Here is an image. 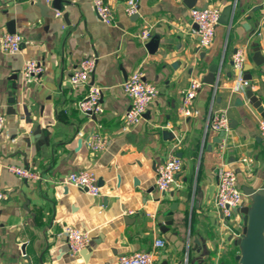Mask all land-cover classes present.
<instances>
[{
    "label": "crops",
    "instance_id": "0c3cea01",
    "mask_svg": "<svg viewBox=\"0 0 264 264\" xmlns=\"http://www.w3.org/2000/svg\"><path fill=\"white\" fill-rule=\"evenodd\" d=\"M37 2L0 0V44L11 22L24 39L15 55L0 50V109L7 119L0 136V186L7 194L0 200V264H119V257L142 252L152 253L155 264H240L245 218L236 212L223 218L216 207L217 170L233 168L242 192L264 184L258 125L264 119L247 95L250 88L238 84L240 75H250L264 108V64L253 61L256 48L264 58V0H140L139 18L126 15L128 0H106L113 26L96 17L93 0H64L60 18ZM207 5L221 13L235 6V17L231 27L217 26L213 44L202 50L190 12ZM144 27L152 35L147 44L157 40L151 50L140 39ZM238 50L246 53L241 74L233 63ZM85 58L98 59L89 84L102 90L105 111L97 118L76 108L89 85H70ZM28 60L44 65L33 83L22 75ZM137 69L160 94L145 118L124 132L130 99L123 83ZM193 79L202 82L194 100L201 114L183 118L180 106ZM212 108L226 110L229 119L230 132L219 143L221 133L207 130ZM93 133L111 140L106 150L87 147ZM171 156L181 159L183 170L162 192L156 170ZM10 165L31 168L40 179L22 180L6 169ZM84 170L97 175L101 196L65 183L68 174ZM244 199L242 208L252 207L254 199ZM67 227L90 233L87 260L70 254L61 236ZM160 239L166 246L157 249Z\"/></svg>",
    "mask_w": 264,
    "mask_h": 264
},
{
    "label": "built area",
    "instance_id": "2783aa9c",
    "mask_svg": "<svg viewBox=\"0 0 264 264\" xmlns=\"http://www.w3.org/2000/svg\"><path fill=\"white\" fill-rule=\"evenodd\" d=\"M208 2L211 0H207ZM93 9L97 18L102 23L113 26L115 18L112 9L106 0H93ZM140 11V0H128L125 9L126 15L135 17ZM191 20L194 25L193 32L198 36L199 49H209L216 37V28L220 25L222 17L221 10L217 6H208L207 8H193L190 12ZM56 16L60 18L62 12H57ZM152 38L150 29L144 27L140 33V39L143 44H147ZM0 50L3 54L15 55L19 53L24 44V39L19 34L7 33L1 38ZM246 61V53L243 50H238L233 57V63L239 74L244 71ZM97 58H85L81 60L76 70L70 78V85L74 88H80L90 84V79L96 69ZM44 73V65L37 60H28L22 70V75L28 83H33L39 80ZM238 84L240 88L246 90L254 89L251 81H247L242 75L239 76ZM202 82L198 79H193L188 91L183 97L180 106L179 114L183 118H191L195 115H200V111L194 108V100L200 91ZM101 88L95 85H89L87 94L76 105L81 114L89 118H97L104 113L102 105ZM123 91L130 99V106L123 117L122 128L124 132H130L136 127L148 112L149 106L156 100L160 94L157 86H154L144 80V74L140 69H137L124 83ZM7 119L0 109V136L4 134L6 129ZM259 130L264 138V120L259 122ZM207 130L216 133L227 134L230 132L229 119L226 110L212 108ZM111 140L100 133H93L88 141L87 147L96 153L106 150ZM222 149L226 148L225 140H223ZM9 172L13 173L22 180H39L40 176L31 168H20L14 165L7 166ZM183 170V164L179 157L171 156L156 170V186L158 190L166 192L170 190L177 182L178 174ZM218 189L216 193V207L221 212L223 218L231 219L234 210L242 208L245 195L239 187L236 171L229 166L222 164L217 170ZM65 183L73 186L81 192H86L92 197L101 196V188L98 185V177L95 173L84 170L75 171L66 176ZM7 194L0 186V200H5ZM68 242L70 254L72 256L80 254L86 248L90 247L92 242L89 232L80 231L74 227H67L61 234ZM166 246L163 239L155 242V248L160 249ZM119 264H155V258L152 253L142 252L119 257Z\"/></svg>",
    "mask_w": 264,
    "mask_h": 264
},
{
    "label": "water",
    "instance_id": "95a60500",
    "mask_svg": "<svg viewBox=\"0 0 264 264\" xmlns=\"http://www.w3.org/2000/svg\"><path fill=\"white\" fill-rule=\"evenodd\" d=\"M37 1V6L40 7L42 11L45 7H53L57 12H61L64 8V0ZM234 12L235 6H228V8L224 9L221 13L222 17L220 19V24L231 27L234 22ZM135 17L139 18L138 14L135 15ZM8 32L12 34L16 33L14 22H11L8 25ZM156 44V39L151 41L149 44H147L148 50H151L153 47H155ZM255 51L256 55L253 58V61L256 66H261L264 64V58L261 54V50L259 48H256ZM249 70L250 69L246 70V72L248 73ZM209 76L211 79H213L209 84H214V79L216 77L215 74L211 73V75ZM244 79L248 81V79H251V76H245ZM206 83H208V81ZM247 95L264 119V108L260 105V102L255 96L253 90L249 89ZM10 104L11 106L17 104L16 99H12L10 101ZM11 110L12 113L15 112L12 107ZM222 136H224L223 133H221L214 142L219 143ZM243 192L245 196L252 197L254 199V202L252 207H244L234 210V212L236 213H242L245 218L244 229L238 242L241 252V256L239 257L240 264H264V184L258 190H255L254 188H245L243 189ZM168 218L171 217L168 216ZM23 253L26 254L25 250H23ZM91 253L92 249L88 247L86 248V250L82 251L80 255L87 260V256L91 255ZM29 264H32V262H30Z\"/></svg>",
    "mask_w": 264,
    "mask_h": 264
}]
</instances>
